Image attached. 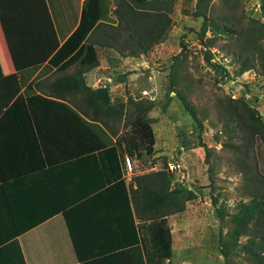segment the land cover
Returning a JSON list of instances; mask_svg holds the SVG:
<instances>
[{"label": "rangeland", "instance_id": "obj_1", "mask_svg": "<svg viewBox=\"0 0 264 264\" xmlns=\"http://www.w3.org/2000/svg\"><path fill=\"white\" fill-rule=\"evenodd\" d=\"M195 1L170 0V26L145 53L126 56L113 47L97 48L98 60L106 67L101 73H91L87 84L106 83L110 98L124 101V113L114 118L113 125L121 155L127 148L126 154L134 159L133 168L144 172L154 162L165 170V161L180 157L189 169V176L178 182L192 189L195 196L185 200L181 210L167 212L171 254L161 264H256L240 246L229 243L227 231L234 224L235 202L247 200L255 190L264 192V140L258 132L242 140L246 119L242 113L238 118L230 116L226 107L239 112V103L233 99H243L264 120V104L257 101L264 100V15L259 8L264 0ZM196 11L207 17L202 34L203 16ZM210 20L220 28L230 27V31L214 33ZM124 34L119 45L133 39V32L129 38ZM200 45L212 49L208 61ZM243 62L249 68L237 73ZM170 75L195 118L184 109L175 91L166 92ZM118 76L120 82L115 79ZM137 98L153 102L146 116L151 119L154 150L148 154L141 149L132 157L134 144L146 147L130 122L134 112L131 101ZM127 176L125 173L124 178ZM174 177L170 173V178ZM213 207L219 219L212 215ZM248 227L249 231L239 234V244L247 234H254L253 230L264 231V221L260 224L250 219ZM221 241L226 242L225 247Z\"/></svg>", "mask_w": 264, "mask_h": 264}, {"label": "crops", "instance_id": "obj_2", "mask_svg": "<svg viewBox=\"0 0 264 264\" xmlns=\"http://www.w3.org/2000/svg\"><path fill=\"white\" fill-rule=\"evenodd\" d=\"M126 2L125 14V0H0V264H137V249L129 244L134 235L125 223L120 231L107 192L103 148L118 140L114 117L110 130L78 93L53 92L49 83L72 67L46 65L54 44L77 25L83 5L97 15L96 39L107 33L109 44L93 43L95 52L118 46L130 17ZM104 67L97 56L82 73L85 84ZM9 74L19 78L11 96L2 81ZM17 94L23 103L11 105ZM160 171L153 162L144 172L133 168L124 181L135 187L140 176L143 185ZM132 213L144 237L151 218Z\"/></svg>", "mask_w": 264, "mask_h": 264}, {"label": "trees", "instance_id": "obj_3", "mask_svg": "<svg viewBox=\"0 0 264 264\" xmlns=\"http://www.w3.org/2000/svg\"><path fill=\"white\" fill-rule=\"evenodd\" d=\"M198 1L200 0H196L195 4ZM133 3L134 9L132 7ZM259 8L264 15V2L259 3ZM169 10L170 0H130L129 22L127 23V19H125V23L121 25V28L127 38H129L130 32H133V39L127 45L126 42L118 46L114 43L113 48L124 55H137L147 52L152 45L165 36L170 26ZM126 11L127 2L125 0V14ZM90 13V10H84L83 5L77 25L60 44L57 45L56 42L52 47L53 52L47 58L46 65L54 66L57 71H64L69 67H72V70L51 81L48 86L52 91H57V94H60L59 96H61V93L65 89H71L73 92L78 93L80 95V101L90 107L95 116L103 117V122L110 129L111 125L108 124L109 118L111 119V116L119 118L123 115L125 103L123 100L110 98L107 84L90 87L84 82L82 73L97 64V55L93 43L109 44L107 33L103 35V38L96 39L93 30L98 27V23H94L97 15L96 13L90 15ZM194 13L203 16L202 34L207 28V17L205 13L200 11ZM210 22L208 25L213 29L214 33L220 30L230 31V27L226 25L220 28L214 22ZM261 27L262 25L259 27V30ZM114 29H116V25ZM113 33H115V30ZM204 51H206L205 59L208 61L210 51ZM247 68L249 66H246L243 62L239 66L237 73ZM2 81L8 95L11 96L12 89H17L19 78L14 74H9L2 77ZM174 82L173 76L170 75L166 92L170 90L175 91L184 109L195 118L191 105L175 89ZM21 97V95L18 97L17 94L10 104L16 105L23 103ZM44 99L50 102L61 103L60 101L52 99ZM233 101H238L241 111H235L233 106L231 108L227 106L226 111L234 118H238L240 113L244 115L247 131L243 134L246 136L242 137V140L250 137L255 132H258L261 139L264 140V120L260 118L257 111L253 107H250L243 99L235 98ZM131 102L134 111L130 121L133 124V131L137 134V139L143 140L146 144L145 148H136V144H134L133 155H139L141 149H144L150 154L154 150V137L150 127L151 119L146 116V113L148 108L153 106V102L146 98L132 99ZM197 123L200 124L199 121ZM119 142L120 139L118 138L117 141L115 140L103 148V165L108 175L106 182H109L107 192L114 210V216L117 219L120 231L124 232L123 228H126L125 224H127L130 232L134 235L133 241L129 244H133L131 246L137 249V264H161L163 259H168L171 254V236L170 230L166 226L165 215L169 211L181 210L183 202L193 198L195 193L186 185L179 184L178 181L174 183L175 180L171 179L170 173L164 169L147 176L143 185L140 183V179L143 177L140 176L135 177V187H132L130 184L127 185L124 181L123 170L119 166V159L120 161L122 159ZM116 145L118 149L120 148V154L117 152ZM124 151L128 153L127 148H124ZM159 179L160 181H158ZM155 181H157L156 185ZM253 192L255 193L247 200L238 199L235 202V209L231 214V219L234 224L227 231V235L230 239L229 243L240 246L239 248L254 259L256 264H264V231L262 229L260 231L256 229L258 233L253 230L254 234H247L245 242L239 244L237 241L239 234L246 233L250 230L248 227L250 219H254L260 224L264 221V192H257L256 190ZM160 206L161 212L159 213ZM132 211H134L137 217L145 216V218H151L149 223L144 226L145 230H141L144 233V237H140L141 235L139 236L138 234L140 232V226L136 225L135 228ZM217 212L220 214L219 209H217ZM139 237L142 240L143 255L139 252ZM221 244L224 247L226 246L225 241H221ZM162 264L167 263L164 262Z\"/></svg>", "mask_w": 264, "mask_h": 264}, {"label": "built area", "instance_id": "obj_4", "mask_svg": "<svg viewBox=\"0 0 264 264\" xmlns=\"http://www.w3.org/2000/svg\"><path fill=\"white\" fill-rule=\"evenodd\" d=\"M200 46L203 50H208V51L212 50L208 46L207 47L205 45H200ZM99 85H106V83H102ZM121 156H122L121 159L122 169L124 173L130 175L133 170L131 158L130 156H128V154H126L125 151ZM164 168L167 172L173 173L175 175L174 177L175 182L183 181L189 176V169L186 167L184 161L180 157H176L174 159L165 161Z\"/></svg>", "mask_w": 264, "mask_h": 264}, {"label": "water", "instance_id": "obj_5", "mask_svg": "<svg viewBox=\"0 0 264 264\" xmlns=\"http://www.w3.org/2000/svg\"><path fill=\"white\" fill-rule=\"evenodd\" d=\"M258 1H260V0H258ZM257 101H259V102H261L262 104H264V100H262V99H257ZM212 215L214 216V217H216L217 219H219V216L217 215V213H216V210H215V207H213V209H212Z\"/></svg>", "mask_w": 264, "mask_h": 264}]
</instances>
